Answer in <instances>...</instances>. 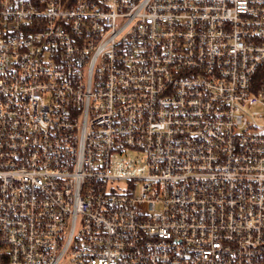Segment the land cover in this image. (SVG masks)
<instances>
[{
	"label": "built area",
	"instance_id": "obj_1",
	"mask_svg": "<svg viewBox=\"0 0 264 264\" xmlns=\"http://www.w3.org/2000/svg\"><path fill=\"white\" fill-rule=\"evenodd\" d=\"M0 264H264V0H0Z\"/></svg>",
	"mask_w": 264,
	"mask_h": 264
},
{
	"label": "rangeland",
	"instance_id": "obj_2",
	"mask_svg": "<svg viewBox=\"0 0 264 264\" xmlns=\"http://www.w3.org/2000/svg\"><path fill=\"white\" fill-rule=\"evenodd\" d=\"M112 167L115 174L125 175L129 174L134 177L142 176L145 174V156L139 152H129L127 154L116 153L112 155ZM128 181L121 179L111 186L116 190H126ZM110 187V188H111Z\"/></svg>",
	"mask_w": 264,
	"mask_h": 264
}]
</instances>
